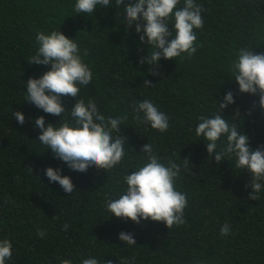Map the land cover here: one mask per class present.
Wrapping results in <instances>:
<instances>
[{
  "label": "trees",
  "instance_id": "16d2710c",
  "mask_svg": "<svg viewBox=\"0 0 264 264\" xmlns=\"http://www.w3.org/2000/svg\"><path fill=\"white\" fill-rule=\"evenodd\" d=\"M195 2L203 5L204 20L202 29H194L197 52L191 58L162 57L149 71L152 66L140 60L151 46L140 40L144 33L136 31L135 23L129 28L125 7L116 6L115 0L97 6L91 16L75 12L76 0H0V240L12 243L6 264H83L93 257L98 264H264V188L259 200L249 199L251 173L236 167L235 154L218 163L215 153L210 157L207 151L208 141L195 134L199 117L221 114L247 133L253 150L264 148L259 94L241 92L231 72L239 49L264 53V0ZM184 3L180 0L177 9ZM124 4L131 6L129 0ZM167 22L171 40L174 17ZM53 30L75 38L93 72L77 98L61 97L67 109L61 116L25 101V82L51 69L28 63L38 49L36 35ZM228 91L234 103L222 112L219 104ZM80 99L86 104L94 100L105 117H127L121 132L113 133L125 140L124 159L108 171L94 166L74 171L38 141L41 130L35 119L44 116L55 127L65 121L74 124L70 110ZM145 99L168 115V131L161 133L135 119L133 106ZM16 111L25 114L24 124L18 123ZM147 143L162 163L171 158L182 166L176 189L187 196L185 223L171 229L150 218L137 224L107 209L109 198L126 192L123 177L148 162L142 153ZM217 143L221 151L226 137ZM48 167L62 169L75 190L66 193L51 182L45 174ZM225 223L231 232L221 236ZM40 230L43 237L37 235ZM121 232L132 233L137 244L120 240Z\"/></svg>",
  "mask_w": 264,
  "mask_h": 264
},
{
  "label": "clouds",
  "instance_id": "9594fccd",
  "mask_svg": "<svg viewBox=\"0 0 264 264\" xmlns=\"http://www.w3.org/2000/svg\"><path fill=\"white\" fill-rule=\"evenodd\" d=\"M115 3L116 6L124 5V19L129 28L135 23L136 31L144 33L140 40L151 46L150 54L140 60L141 64L146 62L152 66L149 71L158 66L162 57L173 59L187 54L191 58L197 52V36L194 29H202L204 20L203 5L197 4L195 0H185L184 6L179 9L177 5L180 0H129L131 6L125 5L124 0H115ZM109 5L110 0H76L74 10L76 13L91 16L97 6ZM170 17H174L176 29L175 38L171 40L168 39L172 32L167 22ZM36 41L38 49L28 59V63L51 65V69L40 78H30L25 82V101L31 102L47 114L61 116L67 110L61 97L77 98L81 86L86 87L92 81L93 72L83 62L75 38L66 36L61 30H53L48 34L41 31L36 35ZM86 54L85 52L84 55ZM231 72L239 84V90L259 94V104L264 107V53H254L248 47L239 49L237 59L231 64ZM143 83L153 84L149 80H144ZM223 101L219 104L222 112L229 104L234 103L232 91H228ZM133 110L138 122L150 124L161 133L168 131L169 117L160 111L153 101L142 100L133 106ZM70 112L74 124L65 121L55 127L56 124H46L44 116L35 119V126L41 130L38 141L47 146V149H51L55 157L66 162L72 170L80 172H86L89 166L108 171L124 159L125 140L120 135L114 137L113 133L121 132V125L127 119L126 116L105 117L92 99H89L87 104L83 99L76 100ZM140 113H143V116ZM14 115L18 123H25L26 117L22 111H16ZM199 119L201 122L195 128V134L208 141L206 147L210 157L215 153L214 158L219 163L225 157L235 154L236 167L251 173L252 192L249 193V199L259 200V193L264 188V148L253 150L249 145L247 133L238 130L234 123L230 125L221 114L212 118L201 116ZM222 136L226 137L227 144L224 149L217 151V142ZM142 153L148 162L123 177L127 184L126 192L117 199L109 198L107 209L116 217L131 219L137 224L141 222V218L164 222L169 229L174 225L184 224L188 200L186 194L176 189L181 164L171 158L167 164L162 163L151 143L143 146ZM186 166L187 164L184 165ZM61 172L62 169L48 167L45 174L51 182H58L66 193H72L75 190L72 179L61 175ZM68 227L66 223L64 230ZM219 232L221 236H228L231 228L225 223ZM37 235L43 237L45 232L40 230ZM119 239L127 245L137 244L134 235L129 232H121ZM11 256V241L0 240V264H6V259ZM62 264H71V261L64 260ZM83 264H98V260L94 257L84 259ZM105 264L113 262L109 260L105 261Z\"/></svg>",
  "mask_w": 264,
  "mask_h": 264
}]
</instances>
